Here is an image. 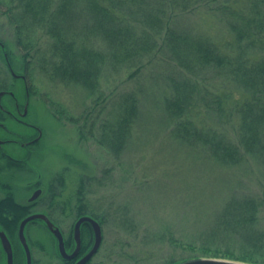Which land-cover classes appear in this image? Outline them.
Segmentation results:
<instances>
[{
	"label": "rangeland",
	"instance_id": "obj_1",
	"mask_svg": "<svg viewBox=\"0 0 264 264\" xmlns=\"http://www.w3.org/2000/svg\"><path fill=\"white\" fill-rule=\"evenodd\" d=\"M2 1L0 42L15 73L24 72L29 77L32 97L28 117L43 131L42 148L33 166L40 181L50 186L52 201L57 207L64 206L65 219L60 228L65 235L73 228L81 204L85 205L86 216L100 217L101 221L93 218L100 231L98 251L90 258L93 264H168L201 255L203 249L208 255L222 256L225 251L237 255L243 239L223 231V223L222 230L216 223L231 197L259 199L257 220L251 228L264 231V164L247 155L241 164L220 165L204 149L189 147L171 135L172 124L164 114L163 101L170 93L165 78L176 71L172 63L155 59L146 63L135 80H128L129 72L122 71L107 83L101 81L105 95L115 96L131 86L142 88L137 121L125 149L115 158L92 139H81L78 124L63 118L60 110L76 118L92 97L79 85L52 78L42 69L43 60L49 63L56 58H50L51 41L41 32L35 47L40 54L36 56L31 50L23 56L13 27L2 13ZM179 19L214 42L228 37L225 27L206 9ZM0 76L5 86L22 97V83L10 77L1 50ZM206 84L219 92L216 89L222 87V80L211 78ZM200 110L207 124L229 131L232 137L231 124L217 125L204 109ZM12 148L7 147L10 152ZM25 232L35 264H60L57 242L43 225H27ZM187 244L194 249L186 248Z\"/></svg>",
	"mask_w": 264,
	"mask_h": 264
},
{
	"label": "trees",
	"instance_id": "obj_2",
	"mask_svg": "<svg viewBox=\"0 0 264 264\" xmlns=\"http://www.w3.org/2000/svg\"><path fill=\"white\" fill-rule=\"evenodd\" d=\"M1 5L23 56L31 50L40 54L35 47L41 32L51 41L50 58H56L43 60L41 68L52 78L79 85L92 97L76 118L60 110L63 118L78 124L81 139H92L120 157L138 118L142 88L131 86L115 96L105 95L101 81L107 83L122 71L135 80L147 62L160 58L176 67L165 78L170 93L163 101L171 135L189 147L204 149L220 165L241 164L247 155L264 164V0H3ZM199 9L208 10L225 27L227 39L214 42L183 25L179 18ZM207 74L222 80L219 92L208 88ZM200 109L217 125L231 124L232 137L207 124ZM260 205L252 196L231 197L220 213L224 222L219 218L216 223L221 230L224 224L223 231L243 239L237 255L231 251L208 255L203 249L201 255L188 258L264 264V231L251 228ZM84 206L77 213L87 214ZM87 242L84 231L80 256L88 251ZM185 247L194 249L190 244Z\"/></svg>",
	"mask_w": 264,
	"mask_h": 264
},
{
	"label": "flooded vegetation",
	"instance_id": "obj_3",
	"mask_svg": "<svg viewBox=\"0 0 264 264\" xmlns=\"http://www.w3.org/2000/svg\"><path fill=\"white\" fill-rule=\"evenodd\" d=\"M4 49L0 42L7 72L12 79L22 83L23 95L17 96L13 89L0 81V252L3 253L0 264H28L27 253L30 264H35L25 238L27 225H43L57 242L54 233L47 226L48 220L60 231L66 253L71 254L74 250V225L83 215L75 213L73 228L65 235L60 228L61 220L65 219L64 206L57 207L52 201L50 186L46 187V184L40 181V174H36L33 166L38 158V151L42 148L43 131L28 117L32 97L29 77L24 72L15 73ZM10 146L13 147L12 152L7 149ZM20 185L22 189L18 190L17 186ZM17 196L21 198L18 200ZM34 215L38 217L30 218L22 224L24 219ZM79 229L80 235L85 231L89 251L93 244V228L89 222H83ZM79 252L80 249L73 259L63 258L59 254L57 243L60 264L66 260L75 264L87 253L80 256ZM89 261L93 264L91 259Z\"/></svg>",
	"mask_w": 264,
	"mask_h": 264
},
{
	"label": "water",
	"instance_id": "obj_4",
	"mask_svg": "<svg viewBox=\"0 0 264 264\" xmlns=\"http://www.w3.org/2000/svg\"><path fill=\"white\" fill-rule=\"evenodd\" d=\"M36 217H38V216L34 215L32 217H28V218L24 219L22 224L27 222L28 219L36 218ZM40 217H42V216H40ZM83 222H89L91 224V226L93 228V233H94V243H93L91 249L89 250V252L86 255H84L80 260H78L75 264H84L97 252L98 247H99V243H100V231H99V227H98L97 222L89 216H82L76 221V223L74 225V239H75L76 247H75V250L71 254H67L65 251V248H64V241H63L62 234L60 233V231L58 229L53 227L51 222H49L48 220L46 221L48 228L54 233V235L57 239L58 250H59L60 255L66 259H73L78 253V249H79V245H80V229L79 228ZM27 255H28V264H30L29 254L27 253ZM173 264H249V263H245V262H241V261H237V260H232V259H225V258L197 257V258H188L185 260H181V261L175 262Z\"/></svg>",
	"mask_w": 264,
	"mask_h": 264
}]
</instances>
